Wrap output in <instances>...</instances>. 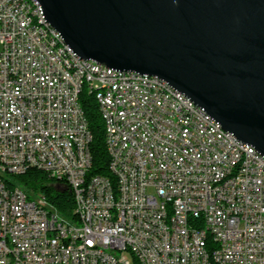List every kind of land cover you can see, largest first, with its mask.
<instances>
[{
	"label": "built area",
	"instance_id": "1",
	"mask_svg": "<svg viewBox=\"0 0 264 264\" xmlns=\"http://www.w3.org/2000/svg\"><path fill=\"white\" fill-rule=\"evenodd\" d=\"M27 12L51 26L37 0H0V264H218L207 251L264 264L261 154L165 80L83 59L51 26L53 45ZM83 84L106 85L94 99L113 185L86 175ZM31 168L70 188L72 217L16 183Z\"/></svg>",
	"mask_w": 264,
	"mask_h": 264
},
{
	"label": "water",
	"instance_id": "2",
	"mask_svg": "<svg viewBox=\"0 0 264 264\" xmlns=\"http://www.w3.org/2000/svg\"><path fill=\"white\" fill-rule=\"evenodd\" d=\"M79 57L157 76L264 156V0H37Z\"/></svg>",
	"mask_w": 264,
	"mask_h": 264
},
{
	"label": "trees",
	"instance_id": "3",
	"mask_svg": "<svg viewBox=\"0 0 264 264\" xmlns=\"http://www.w3.org/2000/svg\"><path fill=\"white\" fill-rule=\"evenodd\" d=\"M78 101L91 134L89 142L91 163L86 175L104 176L113 185L114 178L108 169V154L105 145L103 122L94 96L84 84L78 95ZM15 180L26 191L45 194L59 213L66 217H72V194L70 188L62 181L51 179L44 172L34 168L26 170L23 174L16 175Z\"/></svg>",
	"mask_w": 264,
	"mask_h": 264
},
{
	"label": "bare ground",
	"instance_id": "4",
	"mask_svg": "<svg viewBox=\"0 0 264 264\" xmlns=\"http://www.w3.org/2000/svg\"><path fill=\"white\" fill-rule=\"evenodd\" d=\"M24 5H27V7H35V0H24ZM39 10L43 13L40 3ZM27 22L28 26H31L39 31L43 37L50 38V43H53V45H61V38H59V36H53L52 28L46 24L45 19L40 18L34 12H27ZM147 78L151 79V85H159V78H157V76L147 74ZM90 92L93 94L94 98L103 97V94L106 93V85L91 86ZM80 111H82L81 107ZM251 150L256 151L252 146ZM261 158L264 159L262 154ZM196 220L199 221L200 226L197 227V235H205V227H208V215L204 212H196ZM211 239L213 249L222 250L221 233H218V230H211ZM207 259H209L210 262L226 264L225 261H219V254L216 253V251H207Z\"/></svg>",
	"mask_w": 264,
	"mask_h": 264
},
{
	"label": "rangeland",
	"instance_id": "5",
	"mask_svg": "<svg viewBox=\"0 0 264 264\" xmlns=\"http://www.w3.org/2000/svg\"><path fill=\"white\" fill-rule=\"evenodd\" d=\"M127 257L131 260V256L129 253H126Z\"/></svg>",
	"mask_w": 264,
	"mask_h": 264
}]
</instances>
